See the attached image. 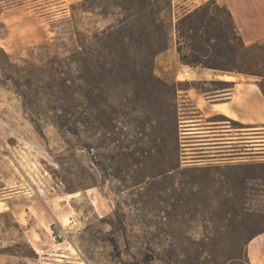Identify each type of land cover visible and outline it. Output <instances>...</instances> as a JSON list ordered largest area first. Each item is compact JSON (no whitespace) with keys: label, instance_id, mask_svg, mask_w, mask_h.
Masks as SVG:
<instances>
[{"label":"rangeland","instance_id":"obj_1","mask_svg":"<svg viewBox=\"0 0 264 264\" xmlns=\"http://www.w3.org/2000/svg\"><path fill=\"white\" fill-rule=\"evenodd\" d=\"M170 1L157 25L150 0H0V264H249L264 160L243 158L253 130L236 120L239 150L194 153L203 138L178 96L216 86L174 80L178 49L192 60L177 27L214 0ZM215 1L195 20L231 31ZM219 54L221 67L264 63L258 48Z\"/></svg>","mask_w":264,"mask_h":264},{"label":"crops","instance_id":"obj_2","mask_svg":"<svg viewBox=\"0 0 264 264\" xmlns=\"http://www.w3.org/2000/svg\"><path fill=\"white\" fill-rule=\"evenodd\" d=\"M207 0H201L200 4ZM231 13L237 32L246 45L264 42V0H217ZM197 6H184L179 8L182 14L189 13ZM181 14V15H182ZM175 78L177 82H198L203 85L216 86L215 89H188L183 94V100L192 101L195 110L193 127L198 135L210 134L212 138V151L217 159L223 155H229L230 147H233L231 129L228 123L238 121L248 130H253L252 140L244 144L246 161L264 160V94L255 80L243 78V74H229L214 69L190 67L183 64H175ZM224 75L235 76V80H223ZM222 77V78H221ZM218 82L233 85L230 87L218 86ZM191 117V116H190ZM210 131V132H207ZM197 135V136H198ZM220 135V138H217ZM255 139V140H253ZM247 259L249 264H264V231L254 235L247 244ZM61 258L69 257L67 253L58 254ZM0 258V261L3 259ZM63 261V259H57ZM2 263V262H1Z\"/></svg>","mask_w":264,"mask_h":264},{"label":"trees","instance_id":"obj_3","mask_svg":"<svg viewBox=\"0 0 264 264\" xmlns=\"http://www.w3.org/2000/svg\"><path fill=\"white\" fill-rule=\"evenodd\" d=\"M150 1L152 2L151 10L153 14V23L157 25H163L165 15L168 16L172 13L171 1ZM211 5H217V2L215 0L207 2L193 12L184 15L179 20L177 27L179 39H185L187 42H189V46L191 47L192 51V60L188 61V58L185 55L183 56L181 54V49L179 48L178 51L181 55V61L184 64L189 65L190 67H202L221 70L233 75L243 74L258 76L259 78H261V81H258L256 83L264 94V63L262 64V66H259L257 70H246L236 66L221 67L215 63L216 59L214 57L220 55L219 53L222 49L226 48L230 51L231 54L240 55L243 54V52L252 51L256 48L264 50V44L255 43L246 45L237 32L231 13L224 6H222V8H224L225 12L227 13L228 23L231 26V31L224 29L225 20L220 19L219 17L217 18L206 15L201 20V22L197 23V21L195 20L196 16H198V14H200V12L202 11L204 13ZM164 12L165 14L162 16V13ZM213 23H215V27L220 30V36H216L215 34H213V30L211 29ZM165 37L166 39H168L167 32L165 34ZM200 53H204V59H202ZM208 56H211V59H208ZM217 84L220 86L226 85L225 82H218Z\"/></svg>","mask_w":264,"mask_h":264},{"label":"flooded vegetation","instance_id":"obj_4","mask_svg":"<svg viewBox=\"0 0 264 264\" xmlns=\"http://www.w3.org/2000/svg\"><path fill=\"white\" fill-rule=\"evenodd\" d=\"M189 121H193V120H189ZM194 124H188V126H193ZM190 129H194V128H190ZM207 132H210V131H207ZM211 135L208 134V133H205L204 135H198L196 137L198 138H203V139H199V140H196V141H200L202 143H198V144H192V145H198L200 147L198 148H192V149H197V150H201L199 152H194V153H200V154H203L201 155L200 157H210L212 156L210 153L213 152L212 151V145L214 144L212 142V138H209ZM237 146H240V145H237ZM234 147V145H233ZM233 150H239V149H233Z\"/></svg>","mask_w":264,"mask_h":264},{"label":"bare ground","instance_id":"obj_5","mask_svg":"<svg viewBox=\"0 0 264 264\" xmlns=\"http://www.w3.org/2000/svg\"><path fill=\"white\" fill-rule=\"evenodd\" d=\"M223 80L232 81V80H235V76H232V75H224Z\"/></svg>","mask_w":264,"mask_h":264}]
</instances>
